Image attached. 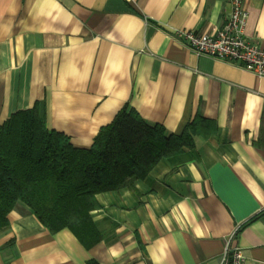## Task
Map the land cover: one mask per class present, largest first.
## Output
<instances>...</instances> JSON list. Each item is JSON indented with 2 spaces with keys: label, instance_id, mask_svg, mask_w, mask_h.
I'll return each mask as SVG.
<instances>
[{
  "label": "crops",
  "instance_id": "1",
  "mask_svg": "<svg viewBox=\"0 0 264 264\" xmlns=\"http://www.w3.org/2000/svg\"><path fill=\"white\" fill-rule=\"evenodd\" d=\"M245 34L264 47V0H244ZM229 0H0V125L44 104L49 129L89 147L126 104L195 147L131 188L97 195L101 239L52 233L18 202L0 264H220L233 233L264 264V77L195 53L181 29L213 33Z\"/></svg>",
  "mask_w": 264,
  "mask_h": 264
},
{
  "label": "trees",
  "instance_id": "2",
  "mask_svg": "<svg viewBox=\"0 0 264 264\" xmlns=\"http://www.w3.org/2000/svg\"><path fill=\"white\" fill-rule=\"evenodd\" d=\"M194 123L181 134L151 123L126 104L89 147L49 129L44 104L19 110L0 125V232L18 202L52 233L70 229L86 246L101 239L91 212L97 195L131 188L165 157L195 147Z\"/></svg>",
  "mask_w": 264,
  "mask_h": 264
},
{
  "label": "built area",
  "instance_id": "3",
  "mask_svg": "<svg viewBox=\"0 0 264 264\" xmlns=\"http://www.w3.org/2000/svg\"><path fill=\"white\" fill-rule=\"evenodd\" d=\"M231 11L222 27L213 33H200L181 29L176 35L199 55H208L238 63L264 77V47L245 34L249 12L244 0H229ZM233 233L224 248L220 264H244L241 248L235 243Z\"/></svg>",
  "mask_w": 264,
  "mask_h": 264
}]
</instances>
